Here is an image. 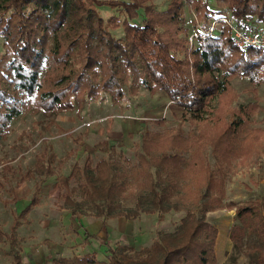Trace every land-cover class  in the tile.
<instances>
[{
    "label": "trees",
    "instance_id": "16d2710c",
    "mask_svg": "<svg viewBox=\"0 0 264 264\" xmlns=\"http://www.w3.org/2000/svg\"><path fill=\"white\" fill-rule=\"evenodd\" d=\"M187 1L197 18L228 7L239 27L255 29L264 22V0H215L216 10L210 0ZM105 6L115 10L109 17L100 10ZM171 7L156 12L145 0H0L5 48L0 137L24 110L58 114L104 92L119 104L128 95L127 85L132 92L140 85L152 93L165 91L183 109L176 127L143 134L135 163L116 144L98 142L95 147L104 156L95 165L90 156L82 166L75 164L70 173L75 184L63 196V206L72 213L103 218L184 211L174 230H159L138 249L103 241L100 251L106 258L91 251L35 263L23 259L12 239L11 264H216L219 233L208 213L223 206L236 207L241 218L260 214L257 228L264 241L262 209L225 202L227 177L264 152V126H249L259 104L234 106L238 93L229 80L241 74L264 84V49L240 48L225 30L200 36L190 52L183 38L187 53L181 57L174 38L183 30L180 1ZM118 28L123 36L115 34ZM186 121L195 125L188 134ZM39 190L20 216L38 204ZM20 223L18 218L12 232ZM261 256L264 260V251Z\"/></svg>",
    "mask_w": 264,
    "mask_h": 264
},
{
    "label": "rangeland",
    "instance_id": "374dc122",
    "mask_svg": "<svg viewBox=\"0 0 264 264\" xmlns=\"http://www.w3.org/2000/svg\"><path fill=\"white\" fill-rule=\"evenodd\" d=\"M177 1L181 4L182 18L179 25L183 30L178 36L174 34V38L179 41L178 54L183 57L187 53V47L183 45L182 40L183 38L189 40L188 52H190L196 43V41L193 43L190 37L196 30L197 22L207 26L213 18L221 17L230 10L228 7H221L216 16L197 18V12L186 0H145V3L156 12H160L176 5ZM210 1V6L215 10L218 9L215 0ZM100 10L105 17L115 12L109 6L100 7ZM175 29L172 27V31ZM256 29L264 30V22L259 23ZM114 32L117 36L124 35L122 28L115 29ZM4 51L3 37L0 36V55ZM187 57H190L189 53ZM229 82L238 93V98L233 102L234 106L257 101L259 107L251 116L249 126L263 127L264 84L254 83L250 78L241 74L231 77ZM126 87L128 95L119 104L114 103L110 94L104 92L99 98L88 100L82 107L76 105L74 109L58 114H47L43 110H24L12 119L9 131L0 137V227L10 226L13 214L17 211L16 204L29 202L36 183L40 179H46L43 187L48 192L40 193L39 204L27 214V217L33 220L31 223L35 224L37 221L39 225L35 230L32 226H27V230L22 231V236L18 238L20 249L31 245H43L45 238L46 240L56 238L54 230L59 227L48 228L44 224L51 215H59V211L63 208L64 194L69 193L75 184L70 176L72 167L75 164L82 166L88 156L95 165L104 156L102 151L95 148L98 142L108 140L111 144H116L119 149L123 150L130 162L135 163L138 160V144L145 132H162L180 123L183 113L179 112L181 110L174 102L166 101V105H162L163 99L159 98L157 101L161 105L156 104V97L146 85H140L133 92L129 90L128 85ZM143 111L149 113L150 116L147 127L135 133L126 132L127 127L123 123L138 117ZM184 129L188 134L195 130V125L186 121ZM207 156L214 165L215 159L211 148L208 149ZM40 158L45 163L43 165L45 168L48 163L52 165L50 177L45 175L44 170L34 168V177L22 181L21 177L26 170L35 167ZM226 189V203L233 201L237 206H253L259 209L258 211L262 209L264 214V207H262L264 202V152L254 156L247 166L231 173L226 180ZM184 215V211L172 212L161 217L144 213L137 219L128 220L125 231L130 235L131 245L138 249L150 244L158 230H174ZM258 215V218H241L236 215V207L224 206L208 213L209 219L218 227L219 233L216 245L218 257L216 264H264L261 256V252L264 251V241L257 228L261 215ZM72 232L74 230L71 229L73 239L75 235ZM98 244L97 241L93 244L96 248L94 252L100 258H106L98 249ZM71 247L75 249L66 257L82 255L85 252L77 240ZM12 259L8 240H1L0 264H11Z\"/></svg>",
    "mask_w": 264,
    "mask_h": 264
},
{
    "label": "crops",
    "instance_id": "0c3cea01",
    "mask_svg": "<svg viewBox=\"0 0 264 264\" xmlns=\"http://www.w3.org/2000/svg\"><path fill=\"white\" fill-rule=\"evenodd\" d=\"M153 95L156 97L155 99V101L157 102L156 104L161 105V103L157 101L159 98L163 99L162 105H166L165 104L166 101L168 102L171 101V99L169 98V96L165 91L159 90V92L157 91L153 93ZM178 108L181 110L179 112L182 114L183 109L179 106ZM149 119H150L149 113L147 114V112L143 111L142 114L139 115L138 117L129 119L123 124L125 127H127L126 132L135 133L136 131L139 132L142 129L146 128L147 125L149 124ZM45 152H47V150ZM44 164L45 163L42 162L41 158L38 159L35 167L33 166V168H28L21 177V180L27 181L28 179L33 178L35 175L34 168H39L44 170V172L46 173L45 175L49 176L50 175L49 173L53 169L52 165L48 163L46 164L47 167L45 168L43 166ZM45 180L46 179H40V181L36 183L35 188L32 192L33 194L31 195L32 197L36 192L38 186H40V190L38 192L39 197H40V193L48 192L47 190H44L43 187V183H46ZM32 197L30 198V201ZM30 201L23 203L21 205L19 204V202L16 204L17 211H15L13 214V218L11 220V223L9 224L10 226H8V228L0 227V232L4 234L2 238H0V241L7 239L10 246L11 240L13 239L16 240L15 242L18 245V238L22 236V231L27 230V226H32V229L34 230L35 228H37L39 223H37V221H35L36 222L35 224L31 223L33 222V220L30 217H27V214L29 213L27 212L25 216H22V218L19 219L21 223L19 224V226L16 227L15 231L12 232L13 226H15L14 225L15 221L18 220V217L20 216L22 209L25 208L30 203ZM38 204H36L34 207H36ZM62 207L63 208L61 209V211H59L60 212L59 215H55V214L51 215L49 220L44 224V226L48 228L56 229L59 227L57 230H54L56 238L49 240H46L45 238L44 240L45 242L43 245H37V246L31 245L29 247H25L21 249L22 255H24L23 259L26 262L35 263V262L45 261L47 259H51L57 256H68L69 254H71V251L75 249V247L72 248L71 246L76 242V240L80 243V247L85 251L84 254L96 250V248L93 247V244L96 241L97 243H99L97 246L98 249H100L101 244H103L102 242L106 240L111 241L113 243L121 242L132 246L131 245L132 240L130 238V235H128L125 231L126 227L128 226V220H130V218H126L125 216L103 218L98 216L74 214L64 206ZM71 229L74 230V232L72 233H74L75 238L73 239L71 238ZM41 257H43V259Z\"/></svg>",
    "mask_w": 264,
    "mask_h": 264
},
{
    "label": "built area",
    "instance_id": "2783aa9c",
    "mask_svg": "<svg viewBox=\"0 0 264 264\" xmlns=\"http://www.w3.org/2000/svg\"><path fill=\"white\" fill-rule=\"evenodd\" d=\"M197 29L191 34V40L196 41L200 36L218 35L227 30L233 41L240 48L258 47L264 49V30L245 29L237 26L229 11L221 17L213 18L207 26L197 22Z\"/></svg>",
    "mask_w": 264,
    "mask_h": 264
}]
</instances>
